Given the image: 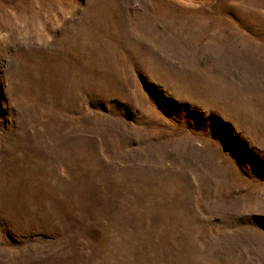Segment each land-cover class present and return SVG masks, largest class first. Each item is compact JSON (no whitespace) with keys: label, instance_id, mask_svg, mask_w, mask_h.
Returning a JSON list of instances; mask_svg holds the SVG:
<instances>
[{"label":"rangeland","instance_id":"obj_1","mask_svg":"<svg viewBox=\"0 0 264 264\" xmlns=\"http://www.w3.org/2000/svg\"><path fill=\"white\" fill-rule=\"evenodd\" d=\"M0 264H264V0H0Z\"/></svg>","mask_w":264,"mask_h":264}]
</instances>
